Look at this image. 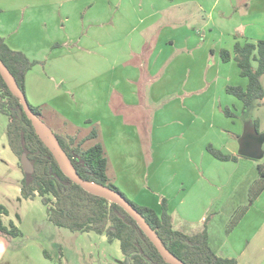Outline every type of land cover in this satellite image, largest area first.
Wrapping results in <instances>:
<instances>
[{
	"label": "crops",
	"instance_id": "obj_1",
	"mask_svg": "<svg viewBox=\"0 0 264 264\" xmlns=\"http://www.w3.org/2000/svg\"><path fill=\"white\" fill-rule=\"evenodd\" d=\"M141 1L0 0V38L10 49L37 63L26 76L27 96L33 106L50 105L65 128L80 127L73 134L78 138L82 134L79 139L89 136H84L83 130L94 127L98 134L95 141L104 145L111 166H118L121 157L133 151L137 163L148 170L153 168L155 173L149 172L146 183L138 185V204L160 213L166 199L176 230L197 235L207 222L209 243L218 256L234 258L238 264H264V190L259 193L262 180L257 170L258 164L264 163L263 155L255 160L243 156L242 144L239 150L233 147V134L216 124L209 126L203 121V109L200 113L193 109L216 84L228 96H232L226 91L228 86L247 87L248 80L241 77L240 70L236 72L238 83L232 84L228 70L234 72L235 62L224 63L220 51H232L235 43L244 39L264 41V14H250L259 3L244 1L247 13L243 20L247 23L233 29L243 30L238 31V37L233 31L229 33L233 39L228 45L222 37L226 34L218 32L221 25H233L226 20L237 0ZM181 7L185 14L177 18L172 10ZM225 94L217 98L214 93L208 98L215 120L222 118L221 114L230 119L226 108L233 112L223 104ZM140 97L148 108L162 103L157 116L167 111L171 118L181 110L199 116L196 119L188 114L183 128L158 133L160 142L165 139L169 143L165 157L155 150L154 131L144 132V144L140 129L134 125L137 120L130 118L135 113L131 107L139 105ZM218 110L221 113L216 115ZM167 122L171 120L165 119L164 124ZM206 134L210 135L203 139ZM214 137L216 141L209 139ZM260 142L264 145V139ZM209 145L239 160L219 164L209 155ZM123 158L124 167L132 168L134 162ZM109 177L118 184L117 178ZM244 179L246 192L253 193L254 198L246 199V207L236 206L233 198ZM241 207L242 213L231 227L229 223ZM11 245L10 238L0 233V264L5 263Z\"/></svg>",
	"mask_w": 264,
	"mask_h": 264
},
{
	"label": "trees",
	"instance_id": "obj_2",
	"mask_svg": "<svg viewBox=\"0 0 264 264\" xmlns=\"http://www.w3.org/2000/svg\"><path fill=\"white\" fill-rule=\"evenodd\" d=\"M220 56L224 63L233 60L240 70L241 77L248 80L246 88L228 86L226 89L229 95L243 103V114L247 115L264 105V41H237L232 51L223 49ZM0 60L16 79L18 87L26 94V76L37 63L30 61L22 52L10 49L2 38ZM30 107L42 121L41 108L31 104ZM224 112L229 118H237L229 108ZM0 114L9 118L8 138L11 148L20 158L26 153L35 167L33 174L24 173L21 181L22 195L29 200L39 195L46 206L49 220L55 226L73 233L94 232L105 235L109 243L119 241L124 256L122 264H168L137 222L122 207L88 193L65 176L53 154L36 134L20 100L10 92L1 75ZM254 128L259 134L258 119L254 120ZM56 136L83 179L125 196L156 231L162 243L185 264H238L234 258L218 256L211 248L207 222L202 233L191 236L174 228L166 199L162 200L160 213L151 207L131 201L109 177V158L104 145L99 142L88 149L84 147L87 142L97 139V131L93 130L85 139L72 135ZM207 150L223 162L239 160L238 156L226 155L212 145H209ZM257 170L262 180L258 185L261 193L264 190V163L258 164ZM8 215L7 209L0 205V233L9 238L22 236V232L13 222L8 226L4 223L3 217Z\"/></svg>",
	"mask_w": 264,
	"mask_h": 264
},
{
	"label": "rangeland",
	"instance_id": "obj_3",
	"mask_svg": "<svg viewBox=\"0 0 264 264\" xmlns=\"http://www.w3.org/2000/svg\"><path fill=\"white\" fill-rule=\"evenodd\" d=\"M21 1H28L31 3L35 2V0ZM41 1L44 3H50L54 0ZM177 1L182 2L185 0ZM244 1H247V4H250L251 0H237L235 8L233 9V14H231V16L227 18V20L225 19L233 25L229 27H225L223 25L220 26L222 30L218 32V35H220L221 32L225 33L226 35L223 34L222 37L226 40V43H229L228 45H230L231 40L233 39V37L230 36L229 33L233 31V33H235V37H238V31L241 33L243 32V30L239 29L237 31L236 29H233L235 27L237 28L240 24L247 23V20H243V17L246 16L247 13V10L243 5ZM141 2V0H138V3ZM256 2L259 3V7L255 6ZM256 2L254 3L255 7L251 11L249 10L250 14H264V0H256ZM259 9L260 12L258 13ZM172 12L176 13L177 18L185 14V10L182 7L179 10L173 9ZM203 33L204 31L202 30V34ZM233 64L234 72L231 73V70L229 69L228 74L232 76V84H237L238 79H240V77L239 73L236 74V72H238L239 69L235 65V63ZM220 88L216 84L208 94L202 97V101H200V103L197 102L195 104V107L193 108L194 111L200 113V110L203 109V121H207V124L209 126H214V124H216V126L220 128L222 127V129H224V131L228 132L230 135L233 134V140L235 142V146L233 147L236 150H239L241 148V144L244 142V140H246V138L251 137L253 135V132L255 131L254 118H257L260 121V130L262 132V138L260 140L262 141V139H264V105L247 115L243 114L242 103L235 97L228 96L223 93V90ZM214 93L215 97L217 98L220 95H226L224 96L223 104L229 105L228 107H230L231 110L237 115V118L232 120V118L228 119L225 117L224 114H221L222 118L217 117L216 120L213 119L215 115L214 107L211 103H209L208 98L211 94ZM141 94H143V91L141 92ZM225 98L232 99L233 102H227V100L229 99ZM29 99L31 98L28 97V100ZM31 101L32 100H29L30 104L33 105V102ZM194 103L195 102L193 101V104ZM148 105L151 106L150 103H148ZM161 107L162 103H155L154 105H152V107L148 108V106L145 105V100L140 97L139 105L131 107V111L135 113L134 116H130V118H133V120H137L134 125H136L140 129L139 132L142 136H140V138L141 141L144 142V144L147 141V136H145L144 132L148 131L150 133L154 131V143L156 144L155 150L160 152L159 155L161 157H165L163 153L168 150L169 143L165 139H162L163 142H160L158 133L164 130H166V132H170L171 130L176 131L179 128H183L185 126V122H187L186 116L191 113L187 114L185 111L181 110L174 112V114L172 113V116L170 118V115H168L167 111H165L163 115L157 116L156 113L161 109ZM41 110L43 115V118H41L42 121H44V123L50 129H52L55 134H69L72 136H77L73 134H77L76 130H78L80 127L76 126V130L71 126L65 128L61 124V120L56 115L52 114L53 108L50 105H46L44 108H41ZM74 113L78 115L77 111H75ZM197 113L191 114V117H194L196 119L199 118ZM220 113L221 112L218 110L216 115H219ZM165 119L171 120V122H167L164 124ZM221 119L223 120L221 121ZM8 125L9 118L3 114H0V205H3L9 212V216L4 218V223L8 226L10 222H13L22 232V236L17 238L10 237L12 245L9 249L8 255L4 258V264H120V261L124 257L120 249L119 241H115L113 244H110L105 235H98L96 233H73L64 228H59L49 220L46 206L43 204L42 198L39 197V195H37L36 198L33 200H26L23 198V195L21 193V180L22 178H24V172L21 167V158L15 154V152L10 146V141L8 138ZM203 126L206 130L207 126L204 124V122ZM93 129L94 127H90L89 129L83 130V132L81 133H83L84 136L89 135L91 134V131ZM196 130L198 131V128ZM124 134H128V132ZM210 134L203 135V139H207ZM79 138H82V134L79 136ZM165 138H167L166 135ZM209 139L212 141L217 140L215 137ZM100 140L102 139L100 138ZM123 140L125 141L126 139L123 138ZM96 142L97 141L95 140L89 141L87 142V144H85L84 147L88 149L95 145ZM110 145L111 142L109 144V147ZM127 146H131V143H128ZM160 146L161 149H159ZM263 146L264 145L261 146V152L264 158ZM221 147L223 146H220V148ZM132 152L133 151H131L129 154H124L121 157V162H117L118 166L114 165L113 167L109 164L108 174L109 176L115 179L117 178L118 184L116 186L118 188L120 187L119 189H122L121 191L126 194V196L131 201L138 204L140 202L135 201L138 185L142 181L146 183V181L148 180L149 172L151 174L155 172L153 171V168L151 170H148V168L141 165V162L137 163L138 158L137 156H133V154H131ZM147 155L148 154L146 152V157ZM209 155L212 156L210 153ZM209 155L207 154V156ZM195 156L197 159H199V152H196ZM123 157L127 158L129 161L132 160L134 162L132 168L129 167V169L127 170L124 167L125 165H123L122 162L124 159ZM213 158L214 160L216 159L215 157ZM219 161L220 160H218L217 162ZM219 164L222 163L219 162ZM219 172L224 173V171L221 169H219ZM244 180L245 182L243 187H240L236 190L233 198V203H235L236 206L243 205L246 207V199H249L250 201V199L253 200L254 198V195H252L253 193L250 194L249 192H246V179ZM152 186H154L153 182ZM247 203L249 202L247 201ZM242 207L238 212H236V214L230 221L229 225L231 227L236 222V219L241 215L243 210Z\"/></svg>",
	"mask_w": 264,
	"mask_h": 264
},
{
	"label": "water",
	"instance_id": "obj_4",
	"mask_svg": "<svg viewBox=\"0 0 264 264\" xmlns=\"http://www.w3.org/2000/svg\"><path fill=\"white\" fill-rule=\"evenodd\" d=\"M0 75L8 86L10 92L17 97L22 105V108L32 123L36 134L41 138L45 146L53 154L62 172L67 176L73 183L81 186L85 191L95 196L106 199L107 201L117 204L122 207L138 224L140 229L149 238L153 245L157 248L159 254L168 264H185L162 243V240L157 235L156 231L147 223L142 214L131 204V202L123 196L121 193L96 184L91 181L83 179L77 172L72 160L63 150L60 145L59 139L52 129L38 118L30 107V102L27 95L18 87L16 79L13 77L6 65L0 60ZM42 128L46 131L43 135ZM259 134L254 131L252 137L246 138L242 143L241 154L251 159H259L262 156L261 142ZM21 167L25 174L31 175L35 172V167L28 155L24 153L21 156Z\"/></svg>",
	"mask_w": 264,
	"mask_h": 264
},
{
	"label": "bare ground",
	"instance_id": "obj_5",
	"mask_svg": "<svg viewBox=\"0 0 264 264\" xmlns=\"http://www.w3.org/2000/svg\"><path fill=\"white\" fill-rule=\"evenodd\" d=\"M42 133H43V135H45L46 134V131L42 128Z\"/></svg>",
	"mask_w": 264,
	"mask_h": 264
}]
</instances>
